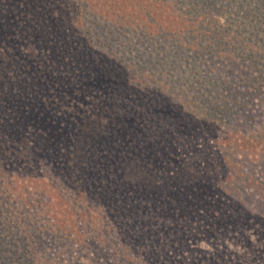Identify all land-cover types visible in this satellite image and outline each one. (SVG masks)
<instances>
[{"label": "trees", "instance_id": "16d2710c", "mask_svg": "<svg viewBox=\"0 0 264 264\" xmlns=\"http://www.w3.org/2000/svg\"><path fill=\"white\" fill-rule=\"evenodd\" d=\"M76 11L66 0H0V264H19L9 232L32 204L49 229L89 251L98 200L113 205L128 237L130 252L114 264H264V126L239 127L255 122L264 84L252 101L230 94L227 118L238 123L223 125L216 110L171 104L150 77L139 86L116 57L95 54ZM168 111L189 143L168 140L157 117ZM54 199L68 220L44 210Z\"/></svg>", "mask_w": 264, "mask_h": 264}, {"label": "rangeland", "instance_id": "374dc122", "mask_svg": "<svg viewBox=\"0 0 264 264\" xmlns=\"http://www.w3.org/2000/svg\"><path fill=\"white\" fill-rule=\"evenodd\" d=\"M66 1L78 10L76 13L90 29L95 54L116 57L122 67L132 71L139 86L150 77L146 82L149 89L158 94L167 92L171 104L185 101L190 112L191 106L206 105L204 109L216 110L223 125L235 126L238 117L227 118V104L234 106L229 95L243 90L252 101L251 88L264 84V0ZM187 96L197 99L188 102ZM255 100L260 102L259 98ZM171 104L168 108L173 111ZM257 111L255 122L239 123L244 133L254 134L264 126V100L256 106ZM167 113L157 112V117L160 123L168 124L163 128L168 140L181 138L176 142L180 145L191 141V134L179 129L174 117ZM157 117L145 120L149 124L152 120V129L159 124ZM62 204L54 199L44 210L66 221L70 214ZM73 206L75 211L81 208L80 203ZM91 208L104 212H90L91 229L85 231L89 251L81 241L70 245L56 230L49 229L46 215L36 212L35 204L29 208L30 215L23 212V226L11 227L8 248L19 254V264L20 259L22 264H72L76 259L85 264L93 258L114 264L116 255L130 252L126 247L128 237L115 222L113 205L98 200ZM3 234L7 235L6 230Z\"/></svg>", "mask_w": 264, "mask_h": 264}]
</instances>
